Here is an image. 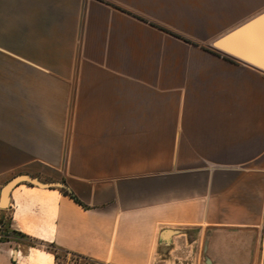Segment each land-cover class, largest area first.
<instances>
[{"label":"crops","instance_id":"0c3cea01","mask_svg":"<svg viewBox=\"0 0 264 264\" xmlns=\"http://www.w3.org/2000/svg\"><path fill=\"white\" fill-rule=\"evenodd\" d=\"M262 13L264 0H0V170L29 164L18 176L80 202L21 182L12 231L101 264L153 249L181 263L186 247L202 264H263L264 72L212 49ZM14 243L0 264H54Z\"/></svg>","mask_w":264,"mask_h":264},{"label":"water","instance_id":"95a60500","mask_svg":"<svg viewBox=\"0 0 264 264\" xmlns=\"http://www.w3.org/2000/svg\"><path fill=\"white\" fill-rule=\"evenodd\" d=\"M261 49L262 53H247L252 48ZM212 49L232 56L264 72V13L244 23L212 43ZM21 182H27L38 188L63 187L58 183L42 184L30 176H17L0 190V210L6 209L11 190Z\"/></svg>","mask_w":264,"mask_h":264},{"label":"rangeland","instance_id":"374dc122","mask_svg":"<svg viewBox=\"0 0 264 264\" xmlns=\"http://www.w3.org/2000/svg\"><path fill=\"white\" fill-rule=\"evenodd\" d=\"M30 169L31 168L29 167V164H27V165H21L20 167L10 166L5 168L4 170L3 169L0 170V190L11 179H13L18 175H26L25 172L29 171ZM59 191L65 192L63 189H59ZM12 212H13L12 207L9 205H7L6 209L0 210V240L1 238H3V235L6 233L9 239H11L13 243L15 242L16 244H19V246L21 245L23 247V245H31L33 247L40 248L47 252H50L55 257L54 264H101L99 262L90 259L89 257L72 252L62 251L52 244L42 243L40 241H37L29 237L28 239H22L15 236L12 233V229L10 228ZM6 230L9 232H5ZM176 254H180L182 257H188V259L180 263L179 260L173 259V257L169 256V259H165L167 260V262L165 263L162 262L164 258L160 256L155 249H153L152 252L147 257V264H202V257L201 258L200 256L198 257V254L196 253V249L194 247L193 248L186 247L184 249L180 248L177 250V252L173 253V256H177ZM262 260L264 264V245L262 248Z\"/></svg>","mask_w":264,"mask_h":264},{"label":"trees","instance_id":"16d2710c","mask_svg":"<svg viewBox=\"0 0 264 264\" xmlns=\"http://www.w3.org/2000/svg\"><path fill=\"white\" fill-rule=\"evenodd\" d=\"M64 194H66V195H68L67 193H65V192H63ZM70 198H72L76 203H78V204H80V202L74 197V196H72V195H68ZM2 212V211H1ZM8 230V229H7ZM5 231V232H9V231ZM12 233L15 235V236H17V237H19V238H22V239H28V237L27 236H25V235H22V234H20V233H17V232H14V231H12ZM9 241H11V239H9V237L6 235V233L3 235V238H1V240H0V243L1 242H9Z\"/></svg>","mask_w":264,"mask_h":264}]
</instances>
